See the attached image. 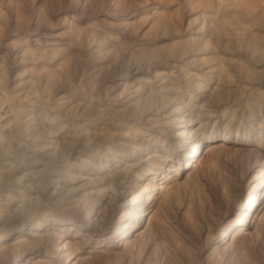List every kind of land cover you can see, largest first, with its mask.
<instances>
[{
    "label": "rangeland",
    "instance_id": "obj_1",
    "mask_svg": "<svg viewBox=\"0 0 264 264\" xmlns=\"http://www.w3.org/2000/svg\"><path fill=\"white\" fill-rule=\"evenodd\" d=\"M165 74L179 84L158 90ZM210 129L227 151L206 158L204 142L175 175ZM261 162L264 0H0V239H27L11 257L264 264V197L229 227ZM137 206L139 226L112 245Z\"/></svg>",
    "mask_w": 264,
    "mask_h": 264
},
{
    "label": "bare ground",
    "instance_id": "obj_2",
    "mask_svg": "<svg viewBox=\"0 0 264 264\" xmlns=\"http://www.w3.org/2000/svg\"><path fill=\"white\" fill-rule=\"evenodd\" d=\"M53 41H50L48 43L45 42V44H53L51 43ZM173 64V63H172ZM175 64V63H174ZM172 76H170L169 74H165V75H162L159 77V86L158 87V90H167V89H171L172 84L171 82L174 80V78H171ZM173 79V80H171ZM177 79V78H175ZM178 80V79H177ZM175 81V80H174ZM170 84H169V83ZM176 84L178 85L179 81H175ZM168 83V84H167ZM174 85V84H173ZM198 85V84H197ZM125 86V84H124ZM175 86H173V88L175 89ZM183 86V85H182ZM180 87V85H179ZM124 89V87H123ZM179 89V88H178ZM182 89L184 90V88L182 87ZM181 89V90H182ZM150 92V90H148ZM151 93V92H150ZM149 95V94H148ZM136 102V101H134ZM130 103V102H129ZM133 104V102H132ZM128 106V105H127ZM182 106H179L177 108V110L180 111ZM144 110V109H143ZM144 112V111H143ZM180 119V118H179ZM178 119V120H179ZM217 130V129H216ZM216 130L215 129H210V131H202L200 132L196 137L193 138V141L189 144V149L186 150L184 153H183V158H186V161L183 163V167L181 168V170L179 169L180 167H177V170L176 172L174 173L175 175H179L181 173H183V171H186L187 173H190L192 171L195 170V167H197L200 163H201V160H198V159H191V158H195V155H196V149L199 148V146L203 145L204 142H210L209 145H207L205 147V150L203 151V154L207 157L211 156L213 153H221L222 155L227 151V144L224 143V141L228 140L229 139V136L227 134H225L222 138H221V141H218L217 140V133H216ZM181 136H184L185 134V131H181L179 133ZM235 144L238 143L237 140H235L234 142ZM180 146V144H179ZM178 146V147H179ZM180 148V147H179ZM256 151V150H255ZM257 153V152H256ZM154 158L156 157L155 155H153ZM158 157V156H157ZM155 158V167L153 168V172L154 173H159V171L163 170L165 168V160L164 158L158 159V158ZM163 157V156H162ZM151 159V158H150ZM257 164V163H256ZM259 165V168L257 170V180H258V187H257V190L251 194V196L249 197V201L248 203L246 204L244 210L241 212V217L239 219H236L235 217H233L230 221H229V227L230 226H233L237 223H242V222H246L248 220V217L251 215V211L252 209H255L256 206L258 205V202L261 198L264 197V162H261V163H258ZM148 170V169H147ZM110 176V175H109ZM167 177V175H165ZM163 176V177H165ZM118 177V176H117ZM110 178V177H109ZM168 178V177H167ZM255 178V177H254ZM151 179V178H150ZM164 179V178H163ZM154 184V183H153ZM156 185V184H155ZM161 185H157V188L158 187H161ZM164 186V185H163ZM162 186V187H163ZM126 194H124L123 196H126ZM148 195V194H147ZM150 199V195L147 196V201L148 203H150L151 201H149ZM89 213V211H88ZM91 213V211H90ZM133 213L132 217L130 218V221H127L125 222L122 227H121V230L119 229L115 234L116 237L112 240L111 244L112 245H119L120 244V241L122 238H124L125 236H127L129 233L133 232L135 228H137L139 226V218L144 214L143 213V210L139 208V206L135 207L134 211L131 212ZM99 215V214H98ZM144 216V215H143ZM95 218V217H94ZM93 219V218H92ZM91 220V219H90ZM62 221V220H61ZM52 224H55V223H52ZM57 224V223H56ZM59 224V223H58ZM66 224V223H64ZM47 226L46 225H43V224H37L35 227L31 228L29 231H26L25 233L30 235V236H34L36 234H41V230H44V229H47L46 228ZM69 228H72V227H69ZM116 231V230H115ZM77 233H80V231H77ZM66 235V234H65ZM65 235L63 234H60L57 241H55V243H53L52 245L54 246V248H56L57 250H60L64 247V238H65ZM228 236V234H225V233H222V235L220 236L219 239H217L216 241L220 242V241H224V237ZM2 238V237H0ZM223 238V239H221ZM30 239V238H29ZM28 239V240H29ZM1 240V239H0ZM6 239H2L0 242V261L1 262H7L8 260L7 259H10L12 258V263L13 264H26L27 262H29V259L30 257H32L31 255L29 257H27V253H25L24 251H18V253L14 256H10V254H12V250L13 248L16 249V247L20 246L21 244L23 243H26L27 242V239L24 238V237H20V236H16L14 237V239L12 240V243L10 244H5ZM29 242V241H28ZM112 245H109V246H112ZM38 245L36 247L35 245V248L31 249L30 251V254H35V255H39V251L40 249H38ZM15 252V251H14ZM15 254V253H14ZM43 254V253H42ZM69 251L67 249H65L63 251V253L61 254L60 258H62L64 260L65 263H68L69 262ZM27 257V258H26ZM11 261V260H10ZM8 261V262H10ZM6 264V263H5Z\"/></svg>",
    "mask_w": 264,
    "mask_h": 264
}]
</instances>
